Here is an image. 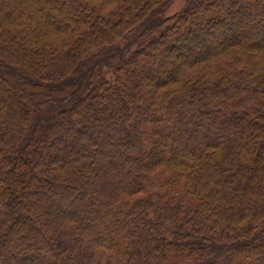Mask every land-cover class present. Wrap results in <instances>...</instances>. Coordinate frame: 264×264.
Masks as SVG:
<instances>
[{
	"label": "trees",
	"instance_id": "obj_1",
	"mask_svg": "<svg viewBox=\"0 0 264 264\" xmlns=\"http://www.w3.org/2000/svg\"><path fill=\"white\" fill-rule=\"evenodd\" d=\"M174 1L0 0V264H264V0Z\"/></svg>",
	"mask_w": 264,
	"mask_h": 264
},
{
	"label": "rangeland",
	"instance_id": "obj_2",
	"mask_svg": "<svg viewBox=\"0 0 264 264\" xmlns=\"http://www.w3.org/2000/svg\"><path fill=\"white\" fill-rule=\"evenodd\" d=\"M186 0H175L170 9L168 10V13H174L175 11L182 8ZM176 50H172V54H175ZM171 54V53H170ZM171 54V55H172Z\"/></svg>",
	"mask_w": 264,
	"mask_h": 264
}]
</instances>
